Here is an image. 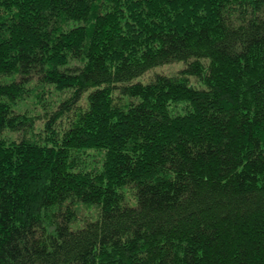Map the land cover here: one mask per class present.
<instances>
[{"label": "trees", "instance_id": "1", "mask_svg": "<svg viewBox=\"0 0 264 264\" xmlns=\"http://www.w3.org/2000/svg\"><path fill=\"white\" fill-rule=\"evenodd\" d=\"M0 264H264V0H0Z\"/></svg>", "mask_w": 264, "mask_h": 264}, {"label": "rangeland", "instance_id": "2", "mask_svg": "<svg viewBox=\"0 0 264 264\" xmlns=\"http://www.w3.org/2000/svg\"><path fill=\"white\" fill-rule=\"evenodd\" d=\"M183 66H184V64L182 62L158 66V67H155V68L149 70L146 74L142 75L141 77L137 78L136 81H139L141 83H147L148 81H150V78H151L150 76L153 75L154 73H156V74L162 73L165 75H169V74L177 73L180 69L183 68ZM191 82L193 84H196L192 80H191ZM33 102H34L33 99H31V101L28 99V101H26V104H20L18 110L27 108V105H30V104H31V106L28 109H31L32 105H34Z\"/></svg>", "mask_w": 264, "mask_h": 264}]
</instances>
